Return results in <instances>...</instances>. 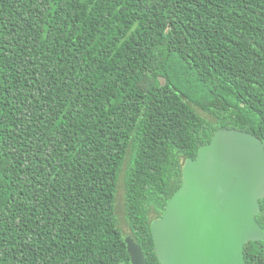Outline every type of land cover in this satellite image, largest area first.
<instances>
[{
  "label": "trees",
  "instance_id": "16d2710c",
  "mask_svg": "<svg viewBox=\"0 0 264 264\" xmlns=\"http://www.w3.org/2000/svg\"><path fill=\"white\" fill-rule=\"evenodd\" d=\"M221 128L264 140V0H0V264H132L128 235L160 264L152 222Z\"/></svg>",
  "mask_w": 264,
  "mask_h": 264
},
{
  "label": "water",
  "instance_id": "95a60500",
  "mask_svg": "<svg viewBox=\"0 0 264 264\" xmlns=\"http://www.w3.org/2000/svg\"><path fill=\"white\" fill-rule=\"evenodd\" d=\"M264 199V140L221 128L183 166V181L151 233L160 264H248L245 245L264 240L257 216ZM132 264H148L126 236Z\"/></svg>",
  "mask_w": 264,
  "mask_h": 264
},
{
  "label": "rangeland",
  "instance_id": "374dc122",
  "mask_svg": "<svg viewBox=\"0 0 264 264\" xmlns=\"http://www.w3.org/2000/svg\"><path fill=\"white\" fill-rule=\"evenodd\" d=\"M203 116L211 119V116H209L207 113L201 111L200 112ZM125 196H126V187L124 183V170L122 172V176L119 181V188L116 195V212L118 216L119 226L122 228V230L125 233H129L130 229L126 223L125 219Z\"/></svg>",
  "mask_w": 264,
  "mask_h": 264
}]
</instances>
